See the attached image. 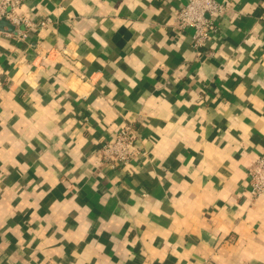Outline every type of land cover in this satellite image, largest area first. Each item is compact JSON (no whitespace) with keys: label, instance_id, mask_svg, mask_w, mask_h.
Returning <instances> with one entry per match:
<instances>
[{"label":"crops","instance_id":"crops-1","mask_svg":"<svg viewBox=\"0 0 264 264\" xmlns=\"http://www.w3.org/2000/svg\"><path fill=\"white\" fill-rule=\"evenodd\" d=\"M187 1L21 0L0 21V264H264V0H218L200 48ZM129 123L143 154L105 160Z\"/></svg>","mask_w":264,"mask_h":264},{"label":"built area","instance_id":"built-area-1","mask_svg":"<svg viewBox=\"0 0 264 264\" xmlns=\"http://www.w3.org/2000/svg\"><path fill=\"white\" fill-rule=\"evenodd\" d=\"M20 3L21 0H0V21L6 18H12L16 22L24 20L13 16ZM226 11V6L218 0H188L176 14L175 25L181 30L192 28L194 30L192 35L193 45L196 48L205 47L219 33L217 18ZM101 152L105 160L123 166L130 164L143 154L139 145L137 127L129 123L121 128L114 140L104 143ZM114 163H112V166H115ZM250 178L252 193L254 195L263 193L264 156L260 157L254 164L250 171Z\"/></svg>","mask_w":264,"mask_h":264}]
</instances>
